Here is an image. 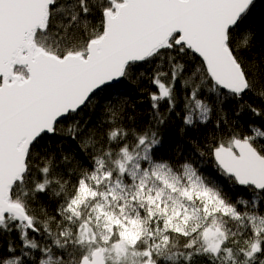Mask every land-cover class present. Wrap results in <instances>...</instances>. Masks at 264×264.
<instances>
[{"label": "snow or ice", "instance_id": "obj_1", "mask_svg": "<svg viewBox=\"0 0 264 264\" xmlns=\"http://www.w3.org/2000/svg\"><path fill=\"white\" fill-rule=\"evenodd\" d=\"M253 6L0 0V264H264ZM121 79L157 88L146 124L130 100L93 104ZM173 117L180 143L164 155ZM57 136L83 158L50 147Z\"/></svg>", "mask_w": 264, "mask_h": 264}, {"label": "trees", "instance_id": "obj_2", "mask_svg": "<svg viewBox=\"0 0 264 264\" xmlns=\"http://www.w3.org/2000/svg\"><path fill=\"white\" fill-rule=\"evenodd\" d=\"M246 27L252 29L256 33L255 38V47L252 52L259 58L260 55L264 54V0H258L254 2V6L251 9L250 15L247 18ZM144 70L147 72H151V69L147 66H144ZM157 88L149 83L147 80H144L139 85L133 84L128 80L121 79L118 85L108 86L105 88L103 92L100 93L99 96L93 99V104H98L101 107H106L111 103L122 102L124 100H130V102L135 103L137 106V116L138 121L142 122V124H146L149 120V111H150V101H149V93L156 92ZM245 99H249L245 97ZM249 103H253L252 100H249ZM254 106H261L259 101H256ZM225 107H233L231 101L225 105ZM164 108H161L163 111ZM85 113L87 114L85 118L91 116L92 123L97 122L102 113L99 108L93 110L92 106L88 109H85ZM251 118L250 113H245L243 115V121L245 125L249 122ZM175 124L170 125L168 128L164 129L163 135V148L162 154L164 155H173L176 145L180 143V136L178 133V128L180 126V121L175 119ZM255 119L257 123L260 122L261 118H252ZM46 142L50 147L54 149H62L65 153L69 155H74L77 160H81L82 154L78 147V143L76 141H72L71 139H64L61 136H57L54 139L46 138ZM185 155H189L187 151V141H185ZM201 167L211 173L212 175H216L214 172V166L211 163L205 162ZM238 193H234L233 197ZM244 196L247 197L248 193H244ZM16 234L12 233V238L15 239ZM0 240H7V237H0Z\"/></svg>", "mask_w": 264, "mask_h": 264}, {"label": "water", "instance_id": "obj_3", "mask_svg": "<svg viewBox=\"0 0 264 264\" xmlns=\"http://www.w3.org/2000/svg\"><path fill=\"white\" fill-rule=\"evenodd\" d=\"M258 0H254V2H256ZM121 80H117V81H114L112 82L109 86H113V85H118L120 83ZM108 87V86H107Z\"/></svg>", "mask_w": 264, "mask_h": 264}]
</instances>
